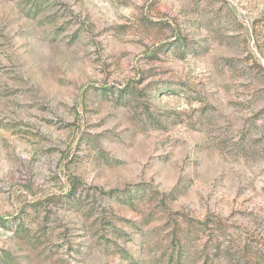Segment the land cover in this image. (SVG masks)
I'll return each mask as SVG.
<instances>
[{
  "label": "rangeland",
  "instance_id": "obj_1",
  "mask_svg": "<svg viewBox=\"0 0 264 264\" xmlns=\"http://www.w3.org/2000/svg\"><path fill=\"white\" fill-rule=\"evenodd\" d=\"M0 264H264V0H0Z\"/></svg>",
  "mask_w": 264,
  "mask_h": 264
}]
</instances>
